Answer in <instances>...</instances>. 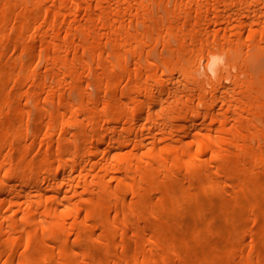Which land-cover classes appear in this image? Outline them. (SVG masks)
I'll return each mask as SVG.
<instances>
[{
  "label": "bare ground",
  "instance_id": "bare-ground-1",
  "mask_svg": "<svg viewBox=\"0 0 264 264\" xmlns=\"http://www.w3.org/2000/svg\"><path fill=\"white\" fill-rule=\"evenodd\" d=\"M0 264H264V0H0Z\"/></svg>",
  "mask_w": 264,
  "mask_h": 264
}]
</instances>
